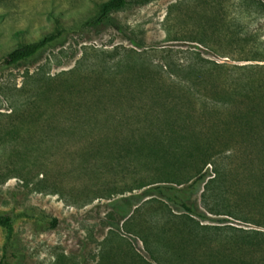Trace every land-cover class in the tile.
Wrapping results in <instances>:
<instances>
[{
  "label": "rangeland",
  "instance_id": "rangeland-1",
  "mask_svg": "<svg viewBox=\"0 0 264 264\" xmlns=\"http://www.w3.org/2000/svg\"><path fill=\"white\" fill-rule=\"evenodd\" d=\"M94 1L104 0H0V214L14 217L9 236L0 227V264H264V243L248 248L235 231L264 233V190L257 186L264 175L243 164V153L257 157L255 138L231 140L235 153L224 149L197 190L183 193L209 219L192 221L220 227L208 240L176 232L184 213L137 190L139 176L154 175V166L137 167L119 148L142 129L193 130L201 139L212 110L220 120L227 114L223 90L233 95L230 106L264 89V71L235 68L264 61L240 60L232 42L238 35L241 47L264 49V1L146 0L88 27ZM59 29L66 30L59 43L31 61L1 65L17 45ZM205 61L223 64L226 74H190ZM213 169L218 178L208 188L232 189L240 211L226 213L202 196ZM41 214L45 224L37 223Z\"/></svg>",
  "mask_w": 264,
  "mask_h": 264
},
{
  "label": "trees",
  "instance_id": "trees-1",
  "mask_svg": "<svg viewBox=\"0 0 264 264\" xmlns=\"http://www.w3.org/2000/svg\"><path fill=\"white\" fill-rule=\"evenodd\" d=\"M260 1L261 0H257L258 4H260ZM144 2H146V0H104L101 2L94 1V5L97 11L94 16L88 18L84 25L88 27H97L103 24L110 23V17L112 14L120 12L129 6L140 5ZM262 4L261 6H264ZM65 32V29H59L54 33L44 35L41 39L35 42L21 43L17 45L14 49H12L4 56L1 61V65L4 67H17L23 63L31 61L48 47H51L57 42L59 43L61 37ZM242 41L244 42L245 39H240L238 35H235V37L232 38V42H234L235 44V49L233 50L245 56H243V59L240 60L260 59L264 61V49H262V51L257 50L259 48L255 47L254 49L252 47L245 49L244 47L240 46ZM222 54L228 55L229 53ZM235 68L244 71H247L248 69H258V71H264L263 66H254L250 68L238 66ZM225 69L226 66H224L223 64H219L213 61H205V66L199 67V69L197 70L191 69L190 74H194L198 78L203 74L204 71H206L208 76H210L211 78L213 74L211 75L210 73L212 71H219V74H226L224 72ZM262 88L263 86H259L260 90H258L256 93H253V95H251L250 93H244L241 97L239 96L241 101H232V104L230 106H233L234 108L243 106V108L232 111V113L230 112L231 107L229 106L228 101L233 100L231 99L233 95L230 94L229 89H227V91L223 90V96H226L228 99V101H225L228 107H223L224 111L227 114L226 116H224V120H220L217 117V113L215 112V110H212L211 112L213 113L214 119L208 125H206V128L204 129L202 134L199 133L201 139H194L193 136H196V133L193 130L192 132L186 131L184 134H182L177 131H172L171 133H169L164 131L155 132L152 129L145 131L142 129L135 136L137 140L126 142V145H122L123 147H119L120 150L122 149V151H124L126 155L133 156L135 158V160L137 161L136 163L139 164H136L137 167L140 166V168L148 170L149 168L154 166L156 171L154 175L145 176L142 174L139 176L140 182L137 186V190L141 191L142 196L148 195V197H150L151 194L155 193L158 197L171 203L175 207H178L184 213L183 215L186 216L184 217L186 219L183 218L180 224V229H177L176 232L182 233L186 230L187 234L189 235H200L205 240H208V232H210L211 230H220V227L206 226L192 221V219H190L191 216L197 217L201 221L209 219L206 215L197 213L196 209L188 203V197H185L183 193L186 192L187 194H191L197 190L196 185L199 183H203L207 178V173H205L206 171L204 173L202 172L204 168L207 165H211V161L216 160L218 156L221 155L220 153L224 149H232L229 147V142L231 140H236L238 139V137L244 138L247 141L251 140V138H255L257 140V145L254 148L257 157L253 156L254 160L248 159L250 155L243 153L245 160H248V162H243L244 171L252 175H264V89L261 90ZM212 113L208 114L209 117L212 116ZM178 139L181 141H192L190 142V144L192 145L188 147L189 149H181V147H178V149H173L171 143ZM217 142L221 145L215 147L214 144L217 145ZM232 152L235 153L234 150ZM251 165H253L255 169ZM217 178L218 172L216 171L215 173V169H213V178L208 179L203 187L202 196L204 197V199L209 200L212 198L214 200L215 198L214 203H219L220 205L217 207L221 208L226 213L232 212L230 208L240 211V204L236 201L237 196H234L235 193L231 191L232 189L213 191L216 188H208L209 184ZM191 180L192 182L187 185ZM183 184L186 185L185 188H179ZM225 186H227V188ZM257 186H263L264 190V183H259ZM223 188L228 189L229 187L228 185H223ZM255 188L256 187H254V189ZM259 190L260 187H257L258 192ZM216 198H218L219 200ZM155 200L156 199L153 198L148 199L145 202H153ZM235 201L237 203H235ZM207 211L208 213H213L214 215H223L233 218L230 215L222 214L223 211H216L211 207H208ZM245 218L247 220L251 217ZM233 219L241 221L238 218ZM246 220L242 222L249 224ZM47 221L48 218L45 215L41 214L37 216L38 224H45ZM13 222L14 217L10 214H0V227L6 231L8 236L12 231ZM50 226L52 228L55 226V220L51 221ZM235 231L240 233L239 236H241L238 238V240H235L240 241L241 244H246L248 248L250 245L252 246V248H255L254 246H256L255 243L257 242L264 243L263 232L244 230ZM212 252L213 254L211 253V255H217V253H215L214 251ZM218 254L221 253L218 252Z\"/></svg>",
  "mask_w": 264,
  "mask_h": 264
}]
</instances>
